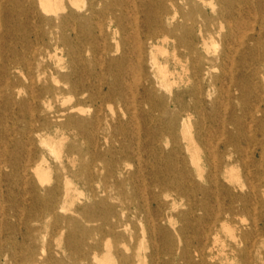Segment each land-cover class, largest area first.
I'll return each instance as SVG.
<instances>
[{
    "label": "bare ground",
    "instance_id": "1",
    "mask_svg": "<svg viewBox=\"0 0 264 264\" xmlns=\"http://www.w3.org/2000/svg\"><path fill=\"white\" fill-rule=\"evenodd\" d=\"M183 2L0 0V241L4 230L27 234L6 248L13 254L0 242V264H146L134 250L130 206L118 209L95 193L92 205H67L80 198L69 193L74 179L89 185L114 178L112 186L124 187L144 175L141 165L126 174L127 160L143 156L161 163L150 170L152 185L185 197V214H194L203 239L198 256L205 238L214 233V246L220 229L228 228L233 258L258 264L253 255L264 243V0ZM170 47L182 65L178 74ZM114 103H122L121 115L109 112ZM238 161L246 179L234 183L230 166ZM251 162L254 169H248ZM159 194L149 189L129 197L131 207L152 218L148 263L172 264L176 249L179 263L190 264L184 239L179 247L168 242L169 259L159 260L156 235L168 232L164 220L172 222ZM69 209L83 217L62 216ZM240 215L248 222L234 226ZM45 218L53 219L54 234L71 239L63 247L71 261L53 258L44 240L48 229L22 227Z\"/></svg>",
    "mask_w": 264,
    "mask_h": 264
},
{
    "label": "rangeland",
    "instance_id": "2",
    "mask_svg": "<svg viewBox=\"0 0 264 264\" xmlns=\"http://www.w3.org/2000/svg\"><path fill=\"white\" fill-rule=\"evenodd\" d=\"M178 4L180 6H184V2L183 0H177ZM251 19V18H250ZM247 20L248 22H251L253 25L258 26L259 27V23L255 22V20ZM254 19H257V17L255 16ZM171 42L173 44V42L175 43V41H173L172 39H170ZM171 44V45H172ZM171 49L168 51L167 55L171 60V67L176 69L177 74L179 72L182 71V65L179 62H176V60L174 59V50L172 47H170ZM176 52V50H175ZM94 53V52H93ZM92 51L89 53V56L91 57ZM159 58L164 59L165 55L162 53H158ZM185 59H184V63H185ZM250 61V60H249ZM186 64V63H185ZM217 72H219V69L216 70ZM177 88V87H175ZM112 110H114L115 112H117L119 115L122 114L123 110V106L122 103H114L111 107H109V112ZM126 119V117H125ZM164 142L166 141V139H163ZM125 142H128L127 140H125ZM82 144V143H81ZM80 161L84 162V159L81 155H79ZM86 162H89L90 159L86 158L85 159ZM140 161V162H139ZM138 161V159H128L127 160V164H128V169L126 174L130 175L131 173H134L137 169H139V165H141L140 168H142L144 170V175L139 176L137 178H135V180L133 182H127L124 187H117V186H112L113 183V179L114 178H109L107 180V182H98L95 179H93L92 181H88L89 185H85L84 183L80 182L76 179L75 182L77 183L76 187H71L69 189V193L74 196L75 194L80 195V198L78 197H74V204L69 205L70 203H68V206H71L73 209H78L80 207H84L86 205H92V203L95 201V197L93 196V193H95L97 195V197H104L105 198V202L108 204H111L113 206H116V208L121 209L122 205H128L130 206L129 208H132L131 211H133L132 216H131V222L130 225L128 226L129 230H132L137 237L136 240V248L134 250L138 251L139 254L142 257H146L145 260L147 259L146 264H152V263H148V259H149V254H151L152 252V248H151V243L148 240L149 237V220H151L152 218H149V216H147L144 212H141V214H139L134 207H131V201L129 200V197L134 196L136 193H142V191L144 193H147L150 190H152V192L154 193H161L159 194L162 198L163 201L167 202V211L170 212L171 219L172 222H170L169 220H164L163 223L164 225L167 227V233H158L156 235V241L159 242V246L158 249L160 251L159 256V260L161 261H165L169 259V256L166 255L164 253V249L166 248L168 242H171L173 244V246H181L183 243V239H184V244L188 243L189 244V248L191 251V257L188 258V260L190 261V264H242V262L240 260H238L237 258L234 259L233 258V253L230 250V244L234 243V238L231 234V232L229 231L228 228L226 229H220V233L218 234V241L216 243V245L212 246V243L214 241L215 238V234L211 233L208 238H205L204 241L208 244L205 252L203 255L198 256L195 253L196 247L199 246V244L203 241L202 237H199L198 231H197V221L194 218V214L189 213V215L185 214L186 211L189 210V205L187 204V201L185 199V197L183 198L179 193H177L176 191L170 190V189H164L163 191H161V189L159 187H155L152 182V178H151V174H150V170H155L157 171V168L159 167V165L161 164L160 161L153 157V158H147L144 157L141 158ZM160 163V164H159ZM249 168L248 169H254L255 165L254 163H250L249 164ZM240 167V168H239ZM235 168V169H234ZM230 170H231V176H233V178H235L237 181L234 183H239V182H243L246 179V169H245V164L243 162H235L230 166ZM105 172V171H104ZM103 172V174H105ZM144 181V182H143ZM234 183H230V184H234ZM145 184V185H144ZM209 183L206 181L205 185H208ZM73 186V185H72ZM66 184L62 187L61 189V194L65 195L66 194ZM103 189H106V192L103 191ZM236 191L241 192V191H245V190H240V189H236ZM107 193V194H104ZM110 193V194H109ZM84 197V198H83ZM16 198L20 199V195L18 194L16 196ZM83 198V199H82ZM10 200H7L6 202L4 201V205L6 203V205L10 204L11 200L13 199V197L11 198H7ZM80 199V200H77ZM93 199V200H92ZM30 201V200H28ZM117 201V202H116ZM20 203V200H19ZM25 204V202H24ZM150 209L152 214L154 213L155 209H156V202H150L147 205ZM70 207V208H71ZM101 208H103V206H101ZM183 211H184V219H183ZM196 215H202V211L201 210H197L196 211ZM62 216L63 215H72L74 214V216L76 217H83L81 216L76 210L75 212L71 209L66 210V212H61ZM139 215H138V214ZM247 216L246 215H240L236 217V221L233 223V225H240V224H245ZM204 223H208L209 222V217H207L206 215L204 216ZM28 223V225H34L36 227H41V230H47L49 231V234L46 236L45 243L48 245V250L52 252L53 254V258H62L64 259L66 262L71 261L68 257L67 254H65V252H63V247L66 246V244H71V239H68L66 237H59L58 235L53 233V219H43V220H25V223L22 224V227L25 228V224ZM27 225V224H26ZM86 225V224H85ZM184 225V232L181 231V228ZM23 228V229H24ZM42 234H40L39 238H37L34 242L35 245L37 247V251H39L42 242ZM27 234H25L24 230L16 233L11 232L10 230H4L2 233V239L0 242H4L2 245H4L5 247L3 248V251L6 250L7 247L11 246V243L13 241V243L18 240H23L24 237ZM144 235V236H143ZM200 238V239H199ZM18 239V240H17ZM49 240V242H48ZM25 241V240H24ZM26 242H31L30 240H26ZM225 244L224 248L222 247V245ZM8 245V246H7ZM121 247V249L125 250L124 246L122 243H120L119 245ZM139 247V248H138ZM213 247H215L213 249ZM225 249V250H223ZM261 251L259 252H254V258H256V262L258 264H264V243L262 244V246L260 247ZM6 253L10 252V254H13L11 249L10 251H5ZM4 252V253H5ZM176 249L174 250V255L171 258V260L173 261L172 264H180L179 262H182V260L180 261V257L178 255V252L176 253ZM186 262V263H185ZM53 264H57V263H53ZM93 264H96L95 262H93ZM184 264H188V261L184 260Z\"/></svg>",
    "mask_w": 264,
    "mask_h": 264
}]
</instances>
